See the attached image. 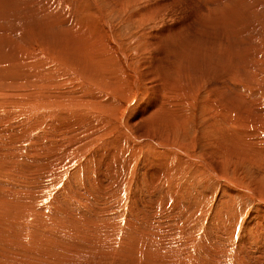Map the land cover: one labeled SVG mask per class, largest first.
<instances>
[{"label":"rangeland","instance_id":"rangeland-1","mask_svg":"<svg viewBox=\"0 0 264 264\" xmlns=\"http://www.w3.org/2000/svg\"><path fill=\"white\" fill-rule=\"evenodd\" d=\"M60 3L0 0V29L12 31L0 37L1 58L17 56V48L38 39L30 58L39 57L41 89L48 84L56 109L69 110V122H61L49 147L54 109L46 107L42 115L40 101L27 107L39 117L34 150L49 147L52 158L47 163V153L36 159L31 195H0L5 198L0 202V264H264V231L254 233L257 224H264V0ZM47 10L59 17L64 11L67 19L49 24ZM76 14L84 17L80 21L88 31L109 42L107 50L117 46L128 61L120 52V62L99 70L88 57L77 59L82 42L89 47L90 41L66 49L67 37L77 36L70 28ZM70 53L74 70L65 65ZM81 71L84 77H77ZM116 84L120 91L111 86ZM208 93L216 98L209 110L221 114L214 122L205 104ZM72 96L86 101L74 102ZM140 116L149 129L141 126ZM244 133L254 144L244 138L238 140L241 149L226 152L224 144ZM14 202L18 209L7 205ZM81 244L96 249L83 246L87 251L74 256ZM68 249L67 262L61 254Z\"/></svg>","mask_w":264,"mask_h":264},{"label":"bare ground","instance_id":"bare-ground-1","mask_svg":"<svg viewBox=\"0 0 264 264\" xmlns=\"http://www.w3.org/2000/svg\"><path fill=\"white\" fill-rule=\"evenodd\" d=\"M63 1V0H62ZM71 1V0H70ZM73 1H75V0H73ZM235 1V0H234ZM246 1V0H245ZM49 2H51V1H49ZM58 2V1H57ZM218 2V1H217ZM53 3H55V2H53ZM52 3V4H53ZM59 3H60V0H59ZM62 4H63V2H61ZM60 3V4H61ZM38 4H41L40 2L38 3ZM48 4V3H47ZM51 4V3H50ZM57 4V3H56ZM65 4V3H64ZM63 4V5H64ZM68 4V3H67ZM72 5H73V2L71 3ZM74 4H75V2H74ZM215 4V3H214ZM45 5V4H44ZM49 5V4H48ZM62 5V6H63ZM66 5V4H65ZM64 5V6H65ZM208 5V4H207ZM216 5V4H215ZM51 6H53V5H50L49 7H51ZM55 6H57V5H55ZM38 7V6H37ZM45 7H47L46 5H45ZM66 7V6H65ZM81 7V6H80ZM48 8V7H47ZM52 8V7H51ZM51 8H48V9H51ZM66 8H68V6L66 7ZM66 8H65V10H66ZM82 8V7H81ZM207 8V7H206ZM42 9V8H41ZM40 9V10H41ZM77 9V8H76ZM79 9V8H78ZM53 10H55V9H53ZM62 10V9H61ZM64 10V9H63ZM64 10V11H65ZM48 11V10H47ZM51 11V10H50ZM50 11H48L47 12V16H51V14L49 15V12ZM57 11V10H56ZM64 11H62V14H63V16H64V18L66 17L65 15H64ZM77 11V10H76ZM43 12H45V11H43ZM59 12V11H58ZM210 12H212V11H210ZM221 12V11H220ZM224 12V11H223ZM41 13V12H40ZM56 14H57V12H55ZM72 13V12H71ZM77 13V12H76ZM159 13V12H158ZM39 14V13H38ZM61 14V15H62ZM66 15L68 14V13H65ZM80 14V13H79ZM79 14H76L75 16H76V20L75 21H77V22H75V24L73 23V24H71L72 26H70V28H71V30H73V32H77V34H75V35H77V36H71L70 34V36L69 37H67L68 39V41L66 40L65 41V44H66V49H68V50H71L70 48H72L73 46L74 47H78L79 45H80V43L82 42V41H86V39H89V41H90V46L89 47H87L86 46V44H87V42H85L86 44H84L83 42H82V45L84 46V50L82 51V53L80 54L79 52V54H77L76 55V58L77 59H81L82 61L83 60H85V58L86 57H88L91 61H89V62H92L91 64H95L96 65V67H99V70H101L103 67H104V65H106L107 66V68L108 67H110V65H109V63H110V61H111V63L110 64H113V62L114 61H117V62H120L121 60H120V52H123V51H118V48H117V46H114L113 45V47H110L108 50L106 49V45H108L109 44V42H107V41H105V40H102L101 41V39H100V36L97 34V33H94V31H88L87 29H86V26H85V24H81V21H80V19L81 18H83L84 19V17H82V16H80L79 17ZM217 14V13H216ZM222 14V13H221ZM43 15H44V13H43ZM60 15V14H59ZM161 15V14H160ZM223 15V14H222ZM39 16H42V15H39ZM53 16V15H52ZM50 17L47 21H48V23L50 24V21H51V23H56V21L58 22V21H62L63 20V23H64V19L62 18L63 16H61V17H59L58 15H56V16H53V17ZM69 16V15H68ZM54 17H56V20L54 19ZM161 17V16H160ZM57 18H60V19H57ZM62 18V19H61ZM69 19H71L70 17H68ZM162 18V17H161ZM211 18V17H210ZM53 19L55 20V21H53ZM65 19H67V17L65 18ZM73 19V18H72ZM231 19V18H230ZM42 20V19H41ZM82 20V19H81ZM46 21V20H45ZM73 21V20H72ZM71 22V21H70ZM45 24H46V22H44ZM59 23V22H58ZM61 23V22H60ZM59 23V24H60ZM54 25V24H53ZM108 25V24H107ZM57 26H58V24H57ZM45 27V26H44ZM54 28V27H53ZM67 29V34H68V32H70V29L69 28H66ZM108 29H110V27H108ZM52 30V29H51ZM50 30V31H51ZM88 32V33H85L84 34V32ZM12 31H10V30H7V31H3L2 29H0V37L1 38H4L3 36H5L6 37V35H7V33H11ZM61 32H63V31H61ZM4 34H6V35H4ZM12 34H14V33H12ZM54 34V33H53ZM56 34V33H55ZM55 34H54V36H55ZM32 35V34H31ZM30 35V36H31ZM44 35V34H43ZM10 36H11V34H10ZM34 36V35H33ZM32 36V37H33ZM57 37V36H56ZM59 37H60V35H59ZM71 37V38H70ZM0 38V39H1ZM11 38H12V36H11ZM15 38H16V36H15ZM62 37H60V39H61ZM66 38V37H65ZM28 39V38H27ZM32 39V38H31ZM36 39H37V37H36ZM43 39V38H42ZM51 39V38H50ZM63 39V38H62ZM7 40V39H6ZM38 40V39H37ZM37 40H33L30 44H29V46L28 47H23V48H17V50H20L19 51V53L17 54V56L15 55H13L11 58H1V56H0V195H4V194H8V195H26V194H29V195H31L33 192H35V191H31L32 190V188H33V184H34V181H35V179L37 178L36 177V170H37V168H36V163H35V161H36V159L38 158V160L39 159H41L42 157H43V155H46L47 153V155L45 156V160L47 161V163H50L49 161L51 160V155L49 154L50 152H48V148L51 146L50 144H51V142H52V144H53V142H55V141H57V138L55 137V135H54V132H59V130L60 129H58L59 127V125L61 124V122H69V120L67 121V117H68V111H64V110H58V108L56 109V107H57V102H53V101H51V97L52 98H54L53 97V95L51 96V92H50V89L49 88H47V87H49L48 86V84H45V87L44 88H42L41 89V87H42V85H41V83H40V75H43L42 74V71L43 70H41L40 69V67H39V65H38V63L39 62H37V57H35L34 55L36 54L35 53V51L37 50V47H38V41ZM46 40V39H45ZM48 41H51V40H48ZM55 41V40H54ZM70 41H74L73 43H69ZM45 42V41H44ZM60 42V41H59ZM114 42V41H113ZM29 43V42H28ZM46 43V42H45ZM64 43V42H63ZM1 46L3 45V44H0ZM42 46L44 45V43L43 44H41ZM58 45V44H57ZM12 46H14V45H12ZM18 45H16V47H17ZM61 46H62V44H61ZM9 47V46H8ZM11 47V46H10ZM9 47V48H10ZM19 47H20V45H19ZM49 47H50V45H49ZM48 47V48H49ZM52 47H53V45H52ZM62 47H65L64 46V44H63V46ZM87 47V48H86ZM2 48H4V46L2 47ZM14 48V47H13ZM58 48H59V46H58ZM61 48V47H60ZM85 48L87 49L86 51H87V53H86V51H85ZM66 49H64V50H66ZM74 49V48H73ZM12 50V49H11ZM31 50H33V53H34V55H32V57L30 58V51ZM58 50V49H57ZM64 50H63V52H64ZM68 50L66 51V53L68 54ZM75 50H76V48H75ZM74 50V51H75ZM78 50V49H77ZM121 50V49H120ZM53 51V50H52ZM85 53H86V56H85ZM50 54H52V52H50ZM58 54V53H57ZM123 57L124 58H126V60L128 61V57H127V55L123 52ZM34 56V57H33ZM74 56V55H73ZM14 57V58H13ZM48 57V56H47ZM69 57H70V61L68 60L69 59ZM39 58V57H38ZM74 58V57H73ZM113 58V59H112ZM31 59H34L33 61H31ZM44 59V58H43ZM75 59V58H74ZM73 59V61H76V60H74ZM106 60V61H109V62H106V63H102V62H104L103 60ZM112 59V60H111ZM123 59V58H122ZM40 61V60H39ZM46 61H48V60H46ZM65 61H68L69 62V64L68 63H65V65H67L68 67H70V69H72V70H74V67H73V62H71L72 61V53H70L68 56H67V58H66V60ZM113 61V62H112ZM123 62L126 64V61L123 59ZM116 63V62H115ZM41 64V63H40ZM57 65V64H56ZM60 65V64H59ZM109 65V66H108ZM64 66V65H63ZM73 68H72V67ZM78 66V65H77ZM114 66V65H113ZM44 67V66H43ZM93 67V66H92ZM54 68V67H53ZM94 68V67H93ZM101 68V69H100ZM106 68V69H107ZM49 69H50V64H49ZM70 69H68V70H70ZM81 69V68H80ZM83 69V68H82ZM45 70V69H44ZM98 70V69H97ZM121 70H122V68H121ZM49 71V70H48ZM59 71V70H58ZM78 72V69L77 68H75V72ZM83 71H84V69H83ZM95 71H96V69H95ZM115 71V70H114ZM47 72V71H46ZM71 72V71H70ZM54 73V72H53ZM81 73H82V71L81 72H79V73H77V77L79 76V77H84V75H81ZM91 73V72H90ZM95 73V72H94ZM49 74V73H48ZM47 74V75H48ZM67 74H69V73H67ZM66 74V76L68 77L69 75H67ZM72 74H76V73H74V71H73V73ZM71 74V75H72ZM84 74V73H83ZM92 74V73H91ZM97 74H98V71H97ZM100 74V73H99ZM108 74H111L109 71H108ZM116 74V73H115ZM54 75V74H53ZM56 75V74H55ZM70 75V76H71ZM111 75H113V74H111ZM257 75V74H256ZM44 77V76H43ZM49 77V76H48ZM111 77H113V76H111ZM116 77H118L117 75H116ZM115 77V75H114V78H116ZM46 78V77H45ZM63 78H64V76H63ZM69 78H71V77H69ZM188 78V77H187ZM68 79V78H67ZM72 79V78H71ZM82 79V78H81ZM44 80V79H43ZM51 80H52V76H51ZM58 80V79H57ZM84 80V79H83ZM256 80H257V77L254 75V78H252V82H256ZM42 81V80H41ZM45 81V80H44ZM47 81V80H46ZM77 81V80H76ZM89 81V80H88ZM92 81V80H91ZM112 81H114L113 79H112ZM116 81H117V79H116ZM85 83V82H84ZM113 83V82H112ZM117 83V82H116ZM187 83H189V82H187ZM237 84V83H236ZM243 84V83H242ZM238 85V84H237ZM68 86V85H67ZM66 86V87H67ZM111 86H113L114 88H121V86H118L117 84L116 85H111ZM47 88V89H46ZM214 87H208V89H213ZM59 89V88H58ZM65 90V89H64ZM112 90V89H111ZM119 91H120V89H119ZM121 91H122V89H121ZM126 91V90H125ZM60 92H62V91H60ZM123 93V92H122ZM126 93V92H125ZM128 94V93H127ZM126 94V95H127ZM226 95V94H225ZM68 96V95H67ZM71 96V95H70ZM240 96V95H239ZM129 97H130V95H129ZM134 97V96H133ZM223 97H225L224 95H223ZM72 98H73V101H74V99H76L75 98V96L73 97L72 96ZM84 98V97H83ZM83 98H80V99H76V101H80L81 103L83 102V101H86L85 99L83 100ZM128 98V97H127ZM59 99V98H58ZM67 99H69V98H67ZM130 99L131 98H129V101H130ZM127 100V99H126ZM215 100H216V98L214 97V95H212V94H210V93H208V96H206V98H205V104H206V106H207V112L209 111V112H211L212 114L210 115L211 117H210V121L211 122H214L215 121V118H221V114L220 115H215L212 111H210L209 110V108L211 107V108H213V106H214V104H215ZM19 101V104H14V105H12L13 103H15V102H18ZM36 101H40V102H42V106H40L39 108H38V112L40 113V110H41V114L43 113V109L44 108H46V107H51L52 109H54V112H55V114H53V116L52 117H54L55 119H54V122H55V124H54V126H53V128L52 129H50V130H48V132L50 133L49 134V136H48V144H49V147L48 148H45V149H42V148H39L38 150H39V153L38 152H36L35 150H34V148H35V143H37V141H38V136H36V131H37V127H38V122H37V118H39L37 115H35L29 108H27L28 106H34L35 104H36ZM55 101H57V99H55ZM59 101V100H58ZM71 101V100H70ZM109 101V100H108ZM67 102V101H66ZM72 102V101H71ZM75 102V101H74ZM80 102H79V104H80ZM96 102V101H95ZM115 102V101H114ZM173 103H174V101H172ZM65 103V102H64ZM85 103V102H84ZM109 103V102H108ZM59 104V103H58ZM91 104V103H90ZM98 104V103H97ZM100 104V103H99ZM7 105V106H6ZM10 105H12V106H10ZM45 105V106H44ZM48 105H50V106H48ZM78 105V104H77ZM76 105V106H77ZM101 105V104H100ZM106 105V104H105ZM115 105V104H114ZM10 106V107H9ZM83 106V105H82ZM92 106V105H91ZM96 106H98V105H96ZM96 106H94V107H96ZM118 106V105H117ZM243 106V105H242ZM248 106V105H247ZM69 107L70 106H68V108L67 109H69ZM74 107V106H73ZM126 107V106H125ZM215 107V106H214ZM82 108V107H81ZM98 108H99V106H98ZM225 108V107H224ZM115 109V108H114ZM221 109L223 110V108L221 107ZM243 109V108H242ZM45 110V109H44ZM80 110V109H79ZM83 110H85V109H83ZM117 110V109H116ZM115 110V111H116ZM221 110V111H222ZM224 110H226V109H224ZM220 111V110H219ZM243 111H244V115H246L245 114V112L247 111V108L245 107L244 109H243ZM249 111V110H248ZM224 112V111H223ZM222 112V113H223ZM228 112H229V110H228ZM46 113V112H45ZM118 113V112H117ZM246 113H249V112H246ZM251 113V112H250ZM87 114V113H86ZM210 114V113H209ZM218 114H219V112H218ZM43 115V114H42ZM88 115V114H87ZM224 115H226V114H224ZM244 115H242V116H244ZM70 116V115H69ZM248 116V115H247ZM42 119H46L45 120V122H47L48 124H52L53 123V121L51 120V119H47V117H44V116H40ZM209 117V116H208ZM224 117V116H223ZM228 117V116H227ZM146 117H144V116H140L139 117V120H141V122H140V124H141V126L142 125H144V127L145 126H147V128H148V124H145V123H147V121L145 122V119ZM231 118V117H230ZM233 118V117H232ZM235 118V117H234ZM238 119H239V117H237ZM71 119V118H70ZM116 119V118H115ZM145 119V120H144ZM223 119V118H222ZM226 120H227V118H225ZM224 119V120H225ZM229 119V118H228ZM40 120V119H39ZM62 120V121H61ZM80 120H81V118H80ZM138 120V121H139ZM236 120V119H235ZM86 121V120H85ZM242 121V122H241ZM105 122V121H104ZM134 122H135V120H134ZM149 122V121H148ZM227 122H228V120H227ZM226 122V123H227ZM230 122H233V120H230ZM75 123V122H74ZM138 123V122H137ZM142 123H144V124H142ZM229 123V122H228ZM239 123L241 124V125H243V120H239ZM44 126H48L47 124H44V123H42ZM110 124V123H109ZM114 124V123H113ZM139 124V125H140ZM150 124V123H149ZM62 125H63V123H62ZM86 125V124H85ZM111 125V124H110ZM117 125V124H116ZM152 125V124H151ZM223 125V124H222ZM75 127V126H74ZM77 127V126H76ZM86 127V126H85ZM113 127V126H112ZM117 127V126H116ZM115 127V128H116ZM240 127V126H239ZM65 128V127H64ZM82 129H83V127H81ZM115 128L113 129V131L115 130ZM146 128V127H145ZM221 128H222V126H221ZM228 128V127H227ZM78 130H81V129H79V128H77ZM143 129V128H142ZM149 129V128H148ZM150 129H152L151 127H150ZM231 129V128H230ZM242 129V128H241ZM247 129V128H246ZM74 130V129H73ZM116 130H117V128H116ZM229 130V129H228ZM238 130V129H237ZM221 131V130H220ZM57 132V133H58ZM62 132V131H61ZM82 132H84V130H82ZM147 132H150L149 130L147 131ZM244 132V131H243ZM74 133V132H73ZM113 133V132H112ZM82 134V133H81ZM226 134V133H225ZM59 135V134H58ZM61 135V134H60ZM69 135V134H68ZM147 135V134H146ZM150 135V134H149ZM230 135V134H229ZM8 138H7V137ZM67 136V135H66ZM70 136V135H69ZM139 136V135H138ZM152 136V135H151ZM3 137H6V139H4ZM135 137H136V135H135ZM142 137H144V135L142 136ZM146 137V136H145ZM43 138V137H42ZM65 138V137H64ZM69 138V137H68ZM67 137H66V139H68ZM147 138H148V136H147ZM146 138V139H147ZM224 138H226V137H224ZM244 138H247L248 139V145L250 146V144L251 143H253L254 144V142L253 141H255V140H253V139H251L250 138V136H249V133H244L243 134V136H240L239 137V139H235L233 142H230L229 144V146L227 145V144H224V147H225V149H226V152H230L232 149H235L239 144H238V140H243ZM260 138V137H259ZM258 138V139H259ZM65 139V140H66ZM71 139V138H70ZM230 139V138H229ZM37 140V141H36ZM41 140V139H40ZM232 140H233V138H232ZM253 140V141H252ZM118 141V140H117ZM125 141V140H124ZM61 142H62V144H64V142H67V141H64L63 142V139H61ZM70 143H69V145L71 144V141H69ZM115 142V141H114ZM58 143V142H57ZM120 142L118 141V143L117 144H119ZM225 143H227V142H225ZM257 144H255L256 145V147H257V145H258V142H256ZM262 143V142H261ZM260 143V144H261ZM55 144V143H54ZM121 144V143H120ZM65 145V144H64ZM264 144H261L260 146H263ZM37 146V145H36ZM66 146H68V145H66ZM71 146V145H70ZM125 147V146H124ZM254 147V146H253ZM258 147H259V145H258ZM257 147V148H258ZM239 148H240V145H239ZM241 149V148H240ZM258 149H261V148H258ZM257 149V150H258ZM84 150V149H83ZM235 150H237V148L235 149ZM125 151V150H124ZM240 152H241V150H239ZM255 151V150H254ZM129 153V152H128ZM242 153H243V155H248V156H251V152L250 151H243L242 150ZM255 152H253V154H254ZM48 155H49V157H48ZM128 155V154H127ZM114 157V156H113ZM43 159V160H44ZM26 160H28V161H26ZM164 162V161H163ZM17 163V164H16ZM16 164V165H15ZM4 165H6L8 168H10L9 170H11L12 172H9L8 174L2 169L3 167L5 168V166ZM11 166H12V168H11ZM157 167V166H156ZM7 169V168H6ZM3 173V174H2ZM117 175V174H116ZM116 177V176H115ZM117 179V178H116ZM5 182H11L12 184H10V185H7V186H4L3 185V183H5ZM24 183L28 186V188H27V186L24 188V189H21L20 187H19V185H24ZM152 188V187H151ZM7 195V196H8ZM170 197V196H169ZM0 202L1 201H3V199H4V201H5V198H4V196L3 197H0ZM174 200V199H173ZM175 201V200H174ZM170 202H172V201H170ZM176 202H178L177 204L178 205H180V203H179V201H176ZM169 203V202H168ZM168 203H167V205H168ZM3 203H1V205H2ZM7 204V203H6ZM170 204V203H169ZM171 204H173V203H171ZM176 204V203H175ZM7 205H9V208H15V209H18V207L20 206L19 205V203L18 202H14V203H11V204H7ZM4 206V205H3ZM2 206V207H3ZM5 207H8V206H5ZM172 207V206H171ZM1 208V207H0ZM180 208V207H179ZM3 209V208H2ZM6 209V208H5ZM23 210V209H22ZM1 211V210H0ZM2 212V211H1ZM35 213V212H34ZM264 219V218H263ZM258 221H260V220H258ZM256 222H257V220H256ZM261 222V221H260ZM259 222V223H260ZM258 223V222H257ZM2 225V224H1ZM258 225V227L254 230V233H260V232H262V231H264V224H257ZM1 228H2V226H1ZM4 228V227H3ZM7 229V228H6ZM4 231V230H3ZM4 234H6V233H4ZM28 234V233H27ZM12 235V234H11ZM260 236L262 235V233L261 234H259ZM5 237V236H4ZM29 237V236H28ZM258 237V236H257ZM263 237V236H262ZM264 238V237H263ZM1 241V240H0ZM7 241V240H6ZM15 241V240H14ZM32 241V240H31ZM30 241V242H31ZM23 242V241H22ZM21 241L20 242H18V244L17 245H19V244H21L22 243ZM84 242V241H83ZM13 243V242H12ZM33 243V242H32ZM43 243H45L44 242V240H43ZM85 243V242H84ZM88 243H90L91 245H95V243L94 244H92L91 242H88ZM50 244V243H49ZM15 245V244H14ZM17 245H15V246H17ZM33 245L34 246H36L37 244H35V240H34V243H33ZM76 245V244H75ZM98 245V244H97ZM2 246V245H1ZM14 246V247H15ZM34 246H31L30 245V247L32 248L33 247V249H35L34 248ZM49 246V245H48ZM85 247L87 250H89V246L88 245H86V244H81V248H78L77 249V253H75V255L74 256H78V255H81L82 253H83V251H87L86 249H82V247ZM9 247V246H8ZM54 247V246H53ZM76 247V246H75ZM83 247V248H84ZM10 248L12 249L13 247L12 246H10ZM39 249H41L42 251H43V249L41 248V246L39 245V247H38ZM51 248V247H50ZM96 249V247L94 246V247H92L91 246V248H90V250H94V249ZM50 250V249H49ZM73 250H75V249H73ZM89 250V251H90ZM0 251H2L3 252V249H0ZM33 251V250H32ZM37 251L38 250H36L35 249V255L37 254ZM42 251H40V252H42ZM12 252V251H11ZM44 252V251H43ZM45 252H48L47 251V249L45 248ZM50 252V251H49ZM52 252V251H51ZM63 254H61L62 256H64L65 255V253L66 254H68L69 253V249L68 250H63ZM24 253H26V251H24ZM24 253H22V254H24ZM27 253H28V251H27ZM38 253H39V251H38ZM62 253V252H61ZM85 253V252H84ZM147 253H149V252H147ZM29 254L30 253H28V256H29ZM41 254V253H40ZM46 254H48V253H46ZM87 254V253H86ZM146 254V253H145ZM264 254V253H263ZM4 255V254H3ZM21 255V254H20ZM35 255H33V256H35ZM39 255V254H38ZM70 255V254H69ZM88 255H89V253H88ZM92 255V254H91ZM42 255H40L39 257H41ZM43 256H45V255H43ZM42 256V258H44ZM48 256L49 257H51V259L53 258L52 257V254H48ZM60 256V255H59ZM61 256V257H62ZM72 256H73V254H72ZM71 256V257H72ZM73 256V257H74ZM16 257H17V255H16ZM65 257H66V261L68 262L69 260H67V255H65ZM64 257V258H65ZM17 258H19V257H17ZM45 258H48V257H45ZM83 258V257H82ZM50 259V258H49ZM68 259H70V257L68 258ZM22 260V259H21ZM23 260H26V259H23ZM43 260V259H42ZM54 260H58V261H60V262H63V260H62V258L61 259H59V258H57L56 257V259H54ZM53 260V261H54ZM71 260V259H70ZM36 261V260H35ZM39 261V260H38ZM57 261V262H58ZM1 262V261H0ZM65 262V261H64ZM10 263V262H9ZM17 263V262H16ZM15 263V264H16ZM51 263V262H50ZM3 264V263H2ZM5 264V263H4ZM18 264H20V263H18ZM41 264V263H40Z\"/></svg>","mask_w":264,"mask_h":264}]
</instances>
